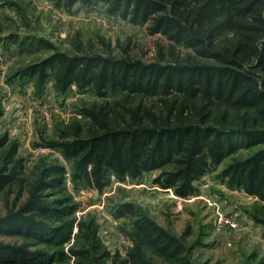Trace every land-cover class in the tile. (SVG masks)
I'll return each mask as SVG.
<instances>
[{
  "label": "trees",
  "instance_id": "trees-1",
  "mask_svg": "<svg viewBox=\"0 0 264 264\" xmlns=\"http://www.w3.org/2000/svg\"><path fill=\"white\" fill-rule=\"evenodd\" d=\"M55 1L67 10L102 5L170 45L146 62L130 55L129 43L101 40L98 50L79 42L74 51L55 50L22 71L40 89L50 81L60 94L76 86L97 101L80 106V117L61 129L55 148L68 168L41 161L29 174L19 144L0 135V200L6 204L0 264H193L184 237L139 215L131 203L116 215L133 218V244L125 255L111 252L95 216L78 218L68 175L76 190L102 192L112 175L137 179L158 171L154 182L185 198L234 154L264 144V0ZM181 48L189 53L183 56ZM220 177L264 209V148L234 158ZM261 212L255 219L264 238Z\"/></svg>",
  "mask_w": 264,
  "mask_h": 264
},
{
  "label": "rangeland",
  "instance_id": "rangeland-1",
  "mask_svg": "<svg viewBox=\"0 0 264 264\" xmlns=\"http://www.w3.org/2000/svg\"><path fill=\"white\" fill-rule=\"evenodd\" d=\"M101 40L121 47L129 43L130 55L146 62L155 58L159 46L170 45L164 36L151 35L147 26L110 15L102 5H76L67 10L55 0H0V135L19 144L27 173L41 161H58L68 168L55 148L61 129L80 117V106L97 98L79 93L76 86L56 93L52 81L40 89L22 71L55 50L74 51L79 42L100 50ZM121 51L117 47L115 53ZM179 51L183 56L189 53L184 48ZM261 148L264 144L234 154L196 182L197 192L185 198L157 185L158 171L145 172L137 179L112 175L102 192L86 187L76 190L69 175L68 186L80 203L78 218L95 216L100 237L111 252L125 255L133 244L129 235L133 218L116 215L122 204L131 203L139 215L184 237L185 245L192 248L193 264H258L264 262V238L255 215L264 211L263 203L241 189L229 188L220 172L234 158H246ZM5 211V201L0 200V215Z\"/></svg>",
  "mask_w": 264,
  "mask_h": 264
},
{
  "label": "built area",
  "instance_id": "built-area-1",
  "mask_svg": "<svg viewBox=\"0 0 264 264\" xmlns=\"http://www.w3.org/2000/svg\"><path fill=\"white\" fill-rule=\"evenodd\" d=\"M235 226V224H233Z\"/></svg>",
  "mask_w": 264,
  "mask_h": 264
}]
</instances>
